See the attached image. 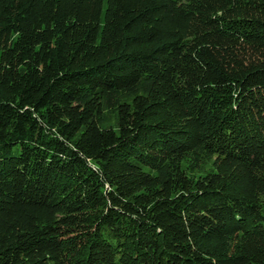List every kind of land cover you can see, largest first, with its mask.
<instances>
[{"label":"trees","instance_id":"obj_1","mask_svg":"<svg viewBox=\"0 0 264 264\" xmlns=\"http://www.w3.org/2000/svg\"><path fill=\"white\" fill-rule=\"evenodd\" d=\"M0 264H264V0H0Z\"/></svg>","mask_w":264,"mask_h":264}]
</instances>
